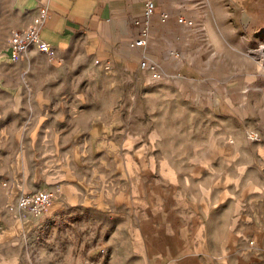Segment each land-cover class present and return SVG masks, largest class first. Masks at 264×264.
Wrapping results in <instances>:
<instances>
[{
    "label": "rangeland",
    "instance_id": "rangeland-1",
    "mask_svg": "<svg viewBox=\"0 0 264 264\" xmlns=\"http://www.w3.org/2000/svg\"><path fill=\"white\" fill-rule=\"evenodd\" d=\"M212 1L217 16L230 20L214 22L208 33L185 37L201 68L179 77L172 70L174 76L158 80L140 69L100 68L82 42L62 63L50 62L34 47L9 60L7 26L12 16L8 6L0 5V207L11 192L9 180L16 181L15 175H23L26 168V189L43 185L56 196L59 184L82 174L87 178L84 186L104 189L106 201L119 200L114 194L125 190L132 225L140 224L145 232L151 220L144 214L161 208V201L172 207L184 199L187 207L197 190L202 202H208L210 184L218 178L210 175L219 167L215 160H264V0ZM231 79L249 84L242 95L232 93L235 101L230 104L242 115L239 119L218 110L226 107L216 100L217 93L224 94ZM42 95L66 112L61 118L50 114L46 142L33 147L32 127L38 121L33 111ZM51 134L56 149L48 146ZM49 160L51 166L45 163ZM45 172L52 174L49 186ZM5 216L0 212V231L8 221ZM60 217L54 225L44 219L20 243L0 239L1 260L17 252L19 264H108L117 247L109 248L108 230L98 226L95 214ZM122 248L128 252V244ZM167 249H176L172 238ZM68 252L72 261H65Z\"/></svg>",
    "mask_w": 264,
    "mask_h": 264
},
{
    "label": "crops",
    "instance_id": "crops-1",
    "mask_svg": "<svg viewBox=\"0 0 264 264\" xmlns=\"http://www.w3.org/2000/svg\"><path fill=\"white\" fill-rule=\"evenodd\" d=\"M198 2L154 0L156 9L150 18L146 44L134 46L130 43L140 36L142 29L143 0H2L0 5L8 6L12 16L10 26H7L8 41L15 29L30 24L40 4L48 8L50 16L40 29V37L55 45L62 57L60 62L50 61L52 63H62L65 56L82 42L85 52L98 60L100 68L138 70L140 59L146 56L159 64L164 76H174L173 70L180 72L177 73L179 77L181 73L185 75V72L201 68L192 44L185 37L208 33L214 29V22L230 20L227 15L217 16L212 0H207L206 4ZM163 13L168 14L165 19ZM6 56L11 60L8 43ZM106 63L110 64L109 68L104 67ZM225 85V93H217L216 100L228 109L219 107V113L239 119L242 115L230 104L235 101L232 93L237 91L242 95L249 84L231 79ZM62 109L48 95L38 98L33 111L38 120L32 127L33 147L46 142L44 136L50 132L46 130V119L50 114L61 118L66 112V108ZM51 136L52 143L48 146L56 149L57 144ZM45 163L51 166L54 162ZM215 164L219 167L210 175L212 180L213 174L218 178L210 184L208 202H202L197 190L193 191L187 207L184 199L177 200L172 207L169 201H161L160 210L155 206L150 214H144L151 220L150 228L145 232L140 224L132 225V207L126 200L129 195L125 190L119 189L114 194L120 196L119 200L110 198L106 201L104 189L89 191L87 184L86 187L83 184L87 178L83 179L82 174H73L71 181L59 184L54 203L44 215L19 217L17 208L11 206L16 196L45 188L38 185L30 188L32 190L26 189L27 173H30L26 168L23 175H15L16 181L9 180L11 192L0 207V212L7 214L8 221L0 231V239L17 244L26 234L40 228L44 219L54 225L61 220V214L81 218L95 214L98 226L108 230L109 248L112 245L117 247L108 264H113L114 260L120 264L127 260H132V264H264V160H215ZM211 168L215 169L212 164ZM48 173L45 172L44 177L49 186L53 181L49 177L52 174ZM56 183L58 180L54 181ZM13 185L17 187L16 191ZM170 238L176 244L175 250L167 249ZM82 239L85 242L86 235ZM123 244H128L126 253ZM2 257L0 264H19L20 261L17 252ZM73 258L68 252L65 261ZM94 261L97 264L98 261Z\"/></svg>",
    "mask_w": 264,
    "mask_h": 264
},
{
    "label": "built area",
    "instance_id": "built-area-1",
    "mask_svg": "<svg viewBox=\"0 0 264 264\" xmlns=\"http://www.w3.org/2000/svg\"><path fill=\"white\" fill-rule=\"evenodd\" d=\"M155 9L156 5L154 0H143L142 29L140 31V36L130 43L131 46L136 44H146V38L149 33L150 18L155 13ZM167 15V13H163L162 18L165 19ZM49 16L50 12L48 8L45 5L40 4L37 7V12L30 24L26 28L15 29L12 32L8 41L9 58L12 61L20 59L23 54L33 46L46 54L49 61L60 62L62 60L58 48L40 37V29ZM180 20H182V18H180ZM188 22L191 23V21ZM109 66L110 64L108 63L104 65L105 68H109ZM139 67L142 71L149 74L152 79L158 80L164 76L159 64L146 56H143V58L140 59ZM55 198V190L44 188L33 192L20 193L17 196L15 203L11 206L12 208H17L19 217L27 215L40 217L49 210ZM101 251L105 252V248L102 247Z\"/></svg>",
    "mask_w": 264,
    "mask_h": 264
}]
</instances>
